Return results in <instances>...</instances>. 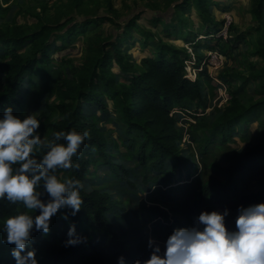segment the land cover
Wrapping results in <instances>:
<instances>
[{"label": "trees", "instance_id": "1", "mask_svg": "<svg viewBox=\"0 0 264 264\" xmlns=\"http://www.w3.org/2000/svg\"><path fill=\"white\" fill-rule=\"evenodd\" d=\"M2 1L8 4L11 0ZM212 4L213 0H185L175 3L176 9L193 5L201 11L205 21L201 32L185 28L177 14L153 15L152 24L156 27L161 25L162 32L156 35L152 30L139 28L144 46L147 47L152 39L157 38L154 53L144 57L141 63L135 62L123 45L125 33L138 25L137 21L145 12L132 17L124 30L119 29L109 37H103L98 32L92 33L85 43L84 64L80 68L74 67L70 71V77H62L60 66L53 64L56 58L51 51H62L67 47L65 40L73 42L78 36L89 34L91 25H100L101 20L113 21L112 17L72 21L66 30L44 24L33 32L25 25L1 22L0 115L5 108L11 107L14 114L21 116L25 104V81L32 82L34 75L38 74L41 83L55 89L60 101L52 107L58 112V119L53 120L51 113L39 116L38 131L43 135L42 139L52 138V134L57 131L75 129L89 132L81 145L80 155L73 157V167L57 170L59 178L64 179L63 175L66 174V178H78L83 184L85 180L94 179L98 175L97 166L102 164L109 167L110 174L117 180L131 181L132 176L138 175L140 171H147L145 179L150 178L147 175L150 173L153 177H161L169 185L175 177L181 179L183 172L190 175L189 160L181 154V144L187 132L179 125L178 111L196 119L195 123L190 124L195 129H205L208 125L204 117L206 113L200 114L199 111L207 109L208 102L204 97L201 79L211 83L216 78L209 73L207 66H201L206 55L197 54L192 62L191 54L186 52L185 47L174 42V39L183 38L196 51H199L200 43H207L206 40L221 42L222 38L218 34L222 28L213 19ZM8 10L9 5L6 8L0 5V17L1 12ZM250 11L257 26L250 28L245 37L250 39L252 54L260 59L259 66L253 64L252 68L254 76L264 88V0H252ZM55 34L64 44L57 46L52 41ZM27 46L30 47L28 57L21 51ZM187 62L199 69L196 79L192 74L190 77L193 79L186 75ZM115 65L121 73L127 75L125 82H119ZM219 77L229 83L227 103L210 123V134L204 132L206 134L200 138L198 154L202 170L218 167L226 177L209 175L205 183L197 185L194 191L189 189L183 194L180 191L182 183L168 187L179 195L177 204L172 208L182 216L186 226H192L201 211H223L219 205H229L233 199H239L244 204L264 200V188L258 192L241 194V175L246 171L253 172L259 166L262 169L264 167V121L255 141L249 139V131L245 137L246 146L228 154L226 167L219 166L218 162L211 159L213 149L234 141L236 133L246 131L240 126L243 121L255 116L257 109L264 110V98L255 104L246 105L239 96V91L231 88L230 76L221 74ZM60 81L63 82L62 85L59 84ZM104 89H109L115 112L126 126L124 142L129 149L126 152L120 151L117 139L106 128L100 127L95 115L91 121L86 117V105L108 112V106L102 100ZM58 142L64 143L62 139ZM45 151L43 148L38 149L36 158L39 159ZM116 153H119V159H134L137 166L124 170L122 175L119 170L123 168L122 164L114 162ZM38 190L42 191L41 199L49 198L42 189ZM80 195L83 203L74 216L69 215L68 219H64L62 213L70 210L60 209L51 218L50 232L47 235L39 231L32 232L31 247L36 250L38 264H86L90 252L102 257L105 264H117V257L120 255L126 261L134 262L136 259L127 243L122 241L112 221V217L119 218L124 213L122 202L109 192L97 189L88 191L84 186L80 189ZM22 211L35 215L34 211L25 209L20 203L11 204L6 199L0 200V227L4 218ZM163 215L166 212L158 206L149 207L145 214L148 220ZM236 216L229 211L225 218L226 226L234 228ZM71 224L75 225V235L80 238V242L66 245ZM4 237L5 234L0 231V264H10L15 261L11 255L14 245L4 242Z\"/></svg>", "mask_w": 264, "mask_h": 264}, {"label": "rangeland", "instance_id": "2", "mask_svg": "<svg viewBox=\"0 0 264 264\" xmlns=\"http://www.w3.org/2000/svg\"><path fill=\"white\" fill-rule=\"evenodd\" d=\"M185 0H84L82 2L75 0H11L10 3L4 4L0 0V5L9 10L1 12V22L18 23V25L27 26L30 32L39 29L42 25L48 24L57 27L59 30H66L72 21L79 22L83 18L112 17L113 21H102L101 24L89 27V34L78 36L73 42L65 40V47L62 51L53 49L51 54L56 58L54 66H60L62 77L71 76L74 67L80 68L84 64L85 43L87 37L94 32L102 34L103 37H109L116 34L119 29L124 30L126 23L136 15L142 14L134 28L125 33V41L123 48L132 54L133 60L141 63L142 59L151 56L154 53L157 38L152 39L148 46H144L143 37L139 28L143 27L152 30L156 35L161 34L162 26H154L151 22L153 15L167 16L177 14L184 23V27H189L195 32H201L202 24L205 21L202 18L201 11L193 5L185 9H176L175 3ZM252 0H213L211 6L213 19L221 24V31L218 36L222 38L221 42L207 41L203 45L200 43L199 51L194 50L190 43H186L183 38L174 39L180 47H185L195 60L197 54L206 57L203 59L201 66L204 64L208 67L209 73L215 77V82H207L201 79L203 85L204 97L208 102V108L203 109L200 114L206 113L204 117L207 119V126L203 130L195 129L191 123H195L196 119L184 112L178 111L179 125L187 132L181 144L182 155L188 158L190 167V175L182 174V178L175 179L167 185L161 177H153L150 173L149 179H145L147 171H140L138 175L131 177V181L125 179L117 180L110 174L107 165L97 166L98 175L93 179L83 182L86 190H101L113 194V197L122 202L124 213L121 217H112L114 226L119 233L122 241L129 246L133 257L137 260H145L149 258L151 249L148 247V240L154 237L163 248L164 241L172 233L174 228L186 226L184 219L180 214L174 212L172 206H175L179 195L170 186L182 183L181 194L186 190L192 189L197 185L205 183L209 175L219 178H225V173L218 167L207 171L202 170L201 158L198 154V142L203 137L204 132L210 133V123L219 115L228 99V82L220 79L221 74L230 76L231 88L238 90L239 96L246 105L255 104L264 98V88L259 84V80L254 76L255 72L253 64L260 61L259 57L252 54L253 49L250 39L245 37L250 28L257 26V21L253 19L251 14ZM78 4V5H77ZM113 4V7H111ZM157 10V11H156ZM171 15V16H172ZM173 20V18H171ZM170 21V19H169ZM196 38V37H195ZM202 39L201 37H199ZM213 40V39H212ZM52 41L60 46L63 43L61 38H56V34L52 37ZM25 56H30V47H24L21 50ZM212 53V55H210ZM62 59V62H61ZM186 75L190 74L196 79L199 69L193 67L191 63H186ZM119 82H125L127 75L119 71L117 65L114 66ZM1 76V74H0ZM193 79V78H191ZM59 84H63L62 81ZM230 89V88H229ZM102 100L108 106V112H104L95 106H85V114L89 121L96 116L100 127L106 128L108 133L117 139L121 152H126L127 148L124 138L126 134V126L118 118L114 103L111 99L109 89L102 90ZM24 109L21 118L33 114L38 119L42 113H51L53 120L59 118L58 112L54 110L58 104L59 97L44 82L41 83L39 75L33 77L32 82L25 81L23 86ZM264 110L257 109L256 115L250 117L248 121H243L241 127L246 131L236 133L235 140L222 147H216L212 150V160L219 163V166L226 167L228 154L235 150H240L246 146L245 137L251 132L249 139H256L257 135L263 127ZM43 136V135H41ZM198 140V141H196ZM119 153H116L115 163H121L119 170L123 175V171L128 168H135L137 162L134 159H119ZM264 163V162H263ZM66 178V174L63 175ZM241 194H249L258 192L264 188V167L260 166L253 172L246 171L241 175ZM131 182V183H130ZM264 201V200H262ZM261 202V201H258ZM250 202L242 203L239 199H233L230 204L219 205L220 209H229L230 212L238 215V207L240 205L247 206L249 204L258 203ZM158 206L166 215L148 220L145 216L149 207ZM10 264H16L13 261ZM86 264H105L102 257L94 252L89 253ZM126 264H134V262L126 261Z\"/></svg>", "mask_w": 264, "mask_h": 264}, {"label": "clouds", "instance_id": "3", "mask_svg": "<svg viewBox=\"0 0 264 264\" xmlns=\"http://www.w3.org/2000/svg\"><path fill=\"white\" fill-rule=\"evenodd\" d=\"M40 119L29 114L21 118L11 107L0 115V200L20 203L27 212L3 219L0 231L4 242L14 245L11 255L16 264H38L36 250L31 247L32 232L47 235L51 218L60 209L64 219L81 208L83 187L78 178L61 179L58 169L73 167V157L80 155L81 145L89 136L80 132L57 131L44 138L38 131ZM63 140L64 143L58 141ZM46 149L37 159L38 149ZM42 189L48 199H41ZM229 209L203 210L192 226L174 228L163 244L154 237L148 240L149 258L134 264H264V201L240 205L234 228L226 226ZM75 225L68 229L66 245L80 242ZM117 264H126L123 255Z\"/></svg>", "mask_w": 264, "mask_h": 264}, {"label": "built area", "instance_id": "4", "mask_svg": "<svg viewBox=\"0 0 264 264\" xmlns=\"http://www.w3.org/2000/svg\"><path fill=\"white\" fill-rule=\"evenodd\" d=\"M223 29V28H222ZM210 55H212V53H210ZM187 63H190V62H187Z\"/></svg>", "mask_w": 264, "mask_h": 264}]
</instances>
